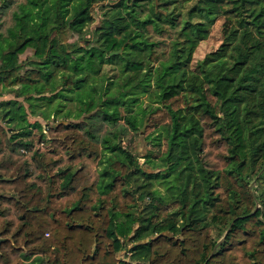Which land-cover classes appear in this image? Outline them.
<instances>
[{"label": "trees", "instance_id": "1", "mask_svg": "<svg viewBox=\"0 0 264 264\" xmlns=\"http://www.w3.org/2000/svg\"><path fill=\"white\" fill-rule=\"evenodd\" d=\"M18 84L0 264H264V0H0V97Z\"/></svg>", "mask_w": 264, "mask_h": 264}, {"label": "rangeland", "instance_id": "2", "mask_svg": "<svg viewBox=\"0 0 264 264\" xmlns=\"http://www.w3.org/2000/svg\"><path fill=\"white\" fill-rule=\"evenodd\" d=\"M11 10L12 8L10 7L3 17V21H4L3 30L4 31L6 30V27L12 21L11 20ZM228 29H229V23L226 21V19L222 16H217L213 23L212 30H211L209 37L199 44L194 54V59H193L194 65L197 63L198 60L204 58V56L207 53L215 50L223 42L225 35L228 32ZM71 40L80 42L81 39L79 35H74L72 36ZM31 55H32V49H28L24 54L21 55V61L24 63ZM27 92H29L28 88L24 87L23 84H18V85H15L9 88L6 91V93L0 97V101L1 100H17L23 105L27 113L31 115L29 102L26 101L25 99L26 97L25 95ZM34 120H35L34 117L30 116V121H34ZM140 147L142 148L143 151L147 148V145L143 139H141ZM141 161H144L143 157H141ZM149 203L150 202L148 200L141 201L140 204L134 208V211H133L134 215L136 217H139L140 219L148 217L151 212V207H149ZM131 246L132 244L125 245V249H123L121 253V258L123 259L130 258L131 253L126 252V250L130 249ZM24 259H25V264H40L42 257L38 254L25 253Z\"/></svg>", "mask_w": 264, "mask_h": 264}, {"label": "water", "instance_id": "3", "mask_svg": "<svg viewBox=\"0 0 264 264\" xmlns=\"http://www.w3.org/2000/svg\"><path fill=\"white\" fill-rule=\"evenodd\" d=\"M5 240V238L1 237L0 235V244Z\"/></svg>", "mask_w": 264, "mask_h": 264}]
</instances>
